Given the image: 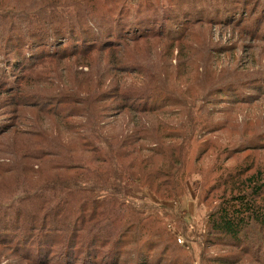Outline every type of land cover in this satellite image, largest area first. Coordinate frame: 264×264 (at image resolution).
I'll return each instance as SVG.
<instances>
[{
    "label": "trees",
    "instance_id": "1",
    "mask_svg": "<svg viewBox=\"0 0 264 264\" xmlns=\"http://www.w3.org/2000/svg\"><path fill=\"white\" fill-rule=\"evenodd\" d=\"M250 3L251 0L239 18L235 12L223 13L217 24L234 26L246 33L244 24L253 25V21L264 17V0H255L254 14L263 16L255 20L248 10ZM87 5H69L72 8L66 9L60 0H0V31L16 33L23 28L30 29L26 35L28 41L25 38L16 43L11 36L6 38L9 56L0 61V100L5 99L0 102V110L10 109L7 118L13 117L11 123L0 120V154L8 157L7 164L0 163V208L3 197H11L12 191L22 186L24 190L13 200L21 206L15 208L11 221L14 226L7 232L21 230L29 234L12 239L11 234L0 232V245H14L17 250L22 248L21 243H28L32 238L37 239L35 248L41 251L39 258L46 259L42 264H49L48 259L57 246L67 251L63 252L67 256L65 264H100L97 258L107 249H119L121 242L122 249L132 248L143 258L142 264H150L151 253L141 249L150 240L144 244L142 241L160 237V232L155 230L160 221L140 218L141 212L119 202L116 198L121 196L119 183L122 179H132L164 199L182 197L179 180L184 178L187 164L179 149L190 148L191 142L203 141L202 155H208L214 146L212 136L229 125L233 116L237 117V107L264 98V76L247 80L249 86L260 83L256 94L235 97L241 94L232 82L233 74L214 70L211 66L214 60L210 54L212 34L204 32L200 38L190 41L195 38L193 29L204 25V21L190 17L183 21L173 18L177 30L171 38H165L163 32L145 33L142 23L145 20L126 24L120 20L125 17L117 15L114 21L122 24L121 32L124 33L116 36L121 44L115 41L117 38L112 32H108L94 35L79 46L72 36L76 34L73 25L88 23L92 12ZM92 5L98 8L101 4L97 1ZM148 8L155 7L145 5L144 12ZM71 10L77 13L70 15ZM99 19L109 24L106 13ZM49 27L54 29L51 44L41 38V33ZM249 32L255 39L264 41L263 24L258 22L254 28L250 26ZM190 34L194 35L187 39ZM70 35L74 41L72 48L66 44L68 41L72 45ZM150 38L166 39L172 45L171 50L176 47L183 50L179 65L173 66L171 56L164 53L146 62L124 52L129 44L137 45L140 40ZM99 41L102 44H97ZM20 46L22 52L18 50ZM224 49L217 52L222 53ZM15 52L19 61L11 65ZM96 53L100 58L98 63ZM71 59L83 61L80 63L88 70L72 71L70 64L66 68L63 63ZM61 63L62 72L65 69L73 80L66 77L60 81L63 87L52 92L48 90L50 93L34 88L36 84L52 85V80L44 81L45 74L51 71L44 70L58 69ZM17 67L20 68L19 77L11 72L8 80H3L9 68L16 71ZM133 80L138 87L132 88ZM212 93L218 98H213ZM231 95L235 98H228ZM166 108H176L172 114L181 122L170 126L164 119V113H168ZM8 134L12 135L13 142L9 150H4L10 145L4 144ZM32 162L37 163V171ZM7 166L10 167L7 169ZM252 172L253 168L239 167L234 173L225 171L222 174L221 179L227 187L219 207L208 216V233L214 238L228 240L223 243H247L252 235H264V173L263 170ZM29 176L37 180L46 177L47 181L25 190L31 183ZM13 179L17 184L10 189V184L15 185ZM24 203H29L33 210L29 212ZM22 211L28 213L22 214ZM149 221L153 224L150 227ZM27 224L28 228H24ZM252 228L258 231L252 233ZM132 239L134 242L130 243ZM168 247L161 250L160 256L156 255L155 264L175 261L168 262ZM111 259L112 264H118ZM135 264H139L137 260Z\"/></svg>",
    "mask_w": 264,
    "mask_h": 264
},
{
    "label": "rangeland",
    "instance_id": "2",
    "mask_svg": "<svg viewBox=\"0 0 264 264\" xmlns=\"http://www.w3.org/2000/svg\"><path fill=\"white\" fill-rule=\"evenodd\" d=\"M60 1L62 3L64 2L66 9H70L77 4L87 5V0H82L81 2H79L80 0ZM97 1L100 2L101 5L100 7L96 5L98 8H95L92 2L96 4ZM248 1L249 0H204L201 2L197 0H88L87 9L92 12L88 18V23L74 24L73 26L76 28L74 29L76 34H72V36L76 40L75 44L79 43V46H83L82 42L94 35L98 36L112 32L114 37L123 36L124 33L121 32L123 28L122 24L115 23L114 21L117 15L122 18L124 16L125 19L120 20H124L126 24H136L140 20H145L142 22L144 24L143 28H146L145 33L163 32L165 38H171L177 30L174 19L183 21L185 17H190L192 19L194 18L196 21H204L203 26H197L193 29L195 31V38L190 39L192 38L190 36L194 35L190 34L187 39L190 37V41L196 40V38H200L201 33L204 32L212 34L213 45L210 47V54L214 58V60L210 62L212 68L214 70L217 69V71H228L233 74L234 78H232V82L235 83L234 86L238 89V94H241L235 95V97L242 95L247 96L248 94L254 95L260 83L257 82L256 85L249 86L250 81L247 80L260 78L258 77L260 75L264 76V41L255 39L254 35L249 32L250 26L254 28L258 22L260 25L263 24L264 32V17H257L254 14L257 7V5H255V0H251L252 3L248 5L249 13H251L254 20L260 17L263 18L260 19V21H253V25H249V23L244 24L243 27L247 29L246 33L242 32L240 28H234V26L217 24L219 21L218 18H222L223 13L231 12L230 14H233L235 12V15H237L236 18H239L242 15L241 13L244 12ZM148 4H153L155 8H152V10L148 8L147 12H144V7ZM262 8L263 7H261V9ZM76 13V10L70 11V15ZM103 13H106L108 19H110L109 24H103L100 21L99 16ZM104 18L105 16L102 19L104 20ZM108 27L112 28V30ZM28 32H30L29 28H23L20 32L16 33H9L5 29H1L0 61L3 62L4 59L9 56V53H7L8 51H6V38L11 36L16 43H19L20 40L25 38L26 41H28L30 40L26 37L27 34L29 35ZM53 34L54 29L49 27L45 29V33H41V38L44 39V42H50L51 44L54 40ZM72 36H69V40L73 41ZM115 41L121 44L120 38L115 39ZM101 42L99 41L97 44H102ZM139 42L140 43L137 45L129 44L124 52L129 54L131 58L145 60L146 62L151 60L152 56L157 58V54L164 53L167 56H171L173 66L179 65V56L183 50H180L179 47L171 50L172 45L168 40L163 38H150L147 40H140ZM66 44L72 48L71 46H74V41L72 45L68 41H66ZM188 47H191V45L189 44ZM222 48H225L224 51L218 53L217 50L220 51ZM18 50L22 52V46H20ZM170 51L173 52L170 53ZM99 59L98 53H96L97 63ZM18 61L19 55L15 52L11 65L17 64ZM80 62L83 61L71 59L67 63H63V65L67 68L70 64L72 66V71H87L88 69ZM22 63L25 64L24 61H22ZM168 64L170 65V63ZM158 67L160 68V64ZM11 68H9L10 71H8L3 80H8L11 72H14L16 77L20 76L19 67H17L18 70L16 68V71H11ZM40 70L41 69H39V73ZM48 71L51 72L45 74L47 79L44 81L52 80V85L45 86L36 84L34 85L35 89L41 88L50 93L48 90L52 92L54 89L62 88L63 86L60 85V81H64L66 77H70L73 80L71 74L68 75L65 69L64 72H62V63L58 65V69L46 68L44 70V72ZM41 79L40 77V80ZM187 80H190V77H188ZM131 85L132 88L138 87L136 80H133ZM212 96L213 98H218L217 94L212 93ZM235 97L231 95L228 98L233 99ZM253 99H257V97ZM2 100H0V102ZM43 103L44 102H41V104ZM12 108L14 109V107ZM174 110L177 109L166 108L165 111L168 113H164V119L168 123H172H169L170 126L181 122L180 120L178 121L175 114H172ZM236 112H238L237 117L233 116L229 125H226L225 128L223 127L224 129L222 128L220 132L214 133L212 136L214 146L209 149L210 152L208 155H202V147H204L203 141L191 142L190 148L185 146L179 149V152L182 157H184V161L187 164L186 169H184V174L182 175L184 178H180L179 180V187L184 193L182 197L164 199L161 194H156L148 186L139 184L132 179H122L119 183V186L122 188L120 191L121 196L116 197L119 202H123L141 212L140 218L150 217L151 220L160 221V224H157L155 229L160 232V237L151 239L146 238L142 241V244H144L150 240V246H148V243V245L146 244L141 248L143 251L148 250V252L151 253L149 258L150 264H155L156 255L160 256L161 250L166 248L167 245H169V251L166 255V257L169 258L168 262L175 260L173 263L168 264H264V235L260 237L257 235V237H255L247 231L250 236L252 235L249 242L239 244H233L231 242L232 244H228L223 243L228 241L227 239L222 240L219 239V237L214 238L213 234L208 233V216L219 207L223 190L227 187L223 184L221 179L223 177L222 174L225 171L234 173L239 167L245 170L253 168L252 173L257 170H263L264 173V98L260 97L257 100H250L247 104L238 106ZM10 113V109L0 110V120L11 123L12 121L10 120L13 117L7 118L10 116ZM27 124L28 123H26V125ZM180 125L181 124L178 126ZM54 130L58 132L57 129ZM12 142L13 137L8 134V136L5 137L4 144L10 143V145H6L3 149L9 150L10 146H12ZM176 148H178V146ZM3 157L5 159H1L0 163L5 162L7 164L8 157L0 154V158ZM31 164L34 166L33 169L35 171L39 169L36 165L37 163L32 162ZM9 167L10 166H7L6 168L8 169ZM174 169L177 171V168ZM21 178L22 177H20V179ZM29 179L31 183L25 190H29L30 187L33 188L34 185L39 187L47 181L46 177L37 180L35 176H29ZM12 181L15 183L16 179ZM16 184L17 183H15V185L10 184L8 188L12 189ZM22 190L24 189L21 186L19 190L12 191L11 197L10 195L7 198L3 197V203L0 208V232L11 234L9 236L12 239L15 237L18 239L23 236H28L29 234L28 232L21 233V230H19L20 232L17 230L15 233L7 232L10 226H14L11 221L14 219L15 208L21 206V203H15L13 201L14 196L20 195ZM65 206L67 208V201H65ZM24 207L29 209V212L33 210L29 203H24ZM24 212L25 211H22V214L28 213L27 211ZM151 222L152 221L148 222L150 223L149 227L153 225ZM28 226L27 224L24 228H28ZM256 231H258L257 228H252L251 230L252 233H256ZM129 237L130 236H126L127 239ZM36 242L37 239H28V243H21L23 244L21 245L22 248L20 247L17 250L14 245H0V264H42L41 262H45L46 259L43 260V258H39L41 251L35 248ZM113 242H115V240ZM132 242H134L133 239L130 243ZM119 244V249L116 247H112L111 250L107 249L104 251V255L97 258L98 261L101 262L100 264H112L111 258L117 260L118 264H135V260H137L139 264H142L143 258H141L139 254L136 255L133 249L129 247L127 249H122L123 246L121 242ZM157 245L158 247H155ZM48 246L49 245H47V247ZM54 250V253L51 254L47 263L65 264L64 260L66 258L64 257L67 256H65L63 252L67 251H64L61 246L55 247ZM112 254H114L113 257H111ZM77 255L76 251V257ZM225 258L227 261H224ZM61 260L63 261L60 262ZM230 260L236 261L232 263ZM89 263L90 262H88V264Z\"/></svg>",
    "mask_w": 264,
    "mask_h": 264
}]
</instances>
